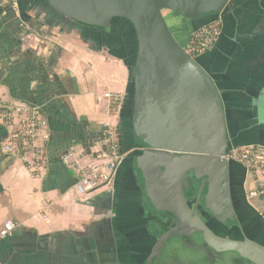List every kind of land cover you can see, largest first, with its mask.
Masks as SVG:
<instances>
[{
	"label": "crops",
	"instance_id": "0c3cea01",
	"mask_svg": "<svg viewBox=\"0 0 264 264\" xmlns=\"http://www.w3.org/2000/svg\"><path fill=\"white\" fill-rule=\"evenodd\" d=\"M45 10L40 0H0V98L40 107L49 135L39 163L27 164L2 152L9 128L0 122V228L15 224L0 241V264H143V205L126 179L118 175L82 196L62 162L73 154L81 164L105 163L102 124L117 122L130 70L61 31ZM163 15L185 45L189 35L179 33L178 19ZM223 21L218 42L195 60L213 73L233 134L250 118H264V0H234ZM105 94L117 99L108 115Z\"/></svg>",
	"mask_w": 264,
	"mask_h": 264
},
{
	"label": "water",
	"instance_id": "95a60500",
	"mask_svg": "<svg viewBox=\"0 0 264 264\" xmlns=\"http://www.w3.org/2000/svg\"><path fill=\"white\" fill-rule=\"evenodd\" d=\"M40 1L60 20L83 26L114 48L118 21L133 28L136 49L130 64V99L122 102L118 129L131 118V144L140 151L126 159L130 182L138 181L143 190L138 196L142 209L148 214L167 213L175 225L157 238L146 264H152L172 238L196 233L217 254L233 252L245 261L264 264V247L247 238L239 241L215 235L200 220L196 208L188 207L183 189L184 181L189 180V186L199 188L197 198L204 190L203 207L215 221H234L230 164L220 157L237 144L264 145V121L235 125L238 131L247 128L242 136L248 140L237 142L229 130L222 91L213 82V73L185 54L163 15L169 12L188 22L220 19L223 23L234 0ZM116 58L126 63L122 56Z\"/></svg>",
	"mask_w": 264,
	"mask_h": 264
},
{
	"label": "built area",
	"instance_id": "2783aa9c",
	"mask_svg": "<svg viewBox=\"0 0 264 264\" xmlns=\"http://www.w3.org/2000/svg\"><path fill=\"white\" fill-rule=\"evenodd\" d=\"M15 4L17 0H7ZM222 31L220 19L203 24L189 34L183 48L185 54L192 59L210 51L218 41ZM105 113L113 112L117 101L110 94H105ZM119 113L115 112V119ZM0 122L9 131L6 134L1 150L5 154L16 156L20 161L36 165L41 160L43 143L48 141L46 133L47 122L40 107L24 106L19 103L5 101L0 98ZM101 146L105 156L102 165L81 164L72 160L73 154H67L62 162L76 177L75 191L79 195H90L110 185L122 164L126 153L121 152L117 141L116 123H104L101 130ZM222 161L233 163L244 169L248 177L246 198L264 220V145L241 144L231 146L227 153L220 157ZM15 224L6 221L0 228V241L5 239L13 230Z\"/></svg>",
	"mask_w": 264,
	"mask_h": 264
},
{
	"label": "flooded vegetation",
	"instance_id": "af4514ba",
	"mask_svg": "<svg viewBox=\"0 0 264 264\" xmlns=\"http://www.w3.org/2000/svg\"><path fill=\"white\" fill-rule=\"evenodd\" d=\"M45 15V14H44ZM49 20V17L46 18ZM59 24H61L60 30L64 33H70L74 35L76 38L80 39L85 44H88L89 46L95 48L96 50L104 51L106 53H116L120 56H122L126 61H129L133 55L132 52L136 49V39L134 35L133 28L130 24H128L125 21H120L115 26V41L117 42V46L115 47L111 45L108 40L102 39L100 37H97L95 34H93L90 30H85L83 26L80 25H74L71 24L65 20H60ZM181 22H185V20L181 19ZM187 22V25L194 30L200 25L207 24L208 22ZM169 25V24H168ZM169 29L172 30L173 35L176 38L175 31L173 28L168 26ZM191 30V31H192ZM190 31V33H191ZM189 33V34H190ZM119 36V37H118ZM120 40H124V45L120 43ZM177 40V38H176ZM178 41V40H177ZM179 43V41H178ZM180 44V43H179ZM182 48H184V44L181 45ZM128 85L126 88L125 96L123 98V102L126 100L129 101V91L128 93ZM122 106V105H121ZM232 119V118H227ZM226 119V120H227ZM236 120V118H233ZM251 119H263L264 118H250ZM125 123L122 125V128L118 129L119 122L117 120L116 122V135L120 138L124 139V142L131 144V128H132V121L131 118H128V121L126 119L124 120ZM251 123V121H250ZM130 129V130H128ZM247 131L246 127H243L242 130H233V135L236 137L235 139L237 142H243L247 141L248 139H245L244 136H242ZM140 150L137 147H132L128 151H126V156L130 154V156H133L135 152H139ZM121 175L126 179L127 186H128V193L133 196L134 198H139V191H143L140 183L137 181L136 184L130 182L132 175L129 174V163L128 159L126 157L124 158L122 164L118 168L116 176ZM190 176V175H189ZM248 177H246L244 169L237 165L233 164L230 165L229 168V195H230V201L232 205V209L234 212V221H227L224 224H219L217 221L214 220V218L205 210L203 207V199H204V190L202 191L199 198H197L198 195V189L196 186H189V180H185L183 184L184 189V195L186 199V203L190 209L196 208V214L200 218V220L217 236L233 239V240H243L245 238L252 240L253 242L261 245L264 247V220L258 215L257 211L252 207L250 202L246 198V190H247V183ZM140 192V194H141ZM143 204V203H142ZM138 212L144 216H142V219L138 222L139 226L141 225L140 231L138 233V242L139 246H144L145 250H147V253L143 256V264H146L147 257L150 255L151 250L153 246L156 243V240L159 236L163 235L169 228H173L175 225L171 224V216L167 213H150L145 214L146 210L138 208ZM175 240L179 241L182 247L187 248L193 247L197 249H203L201 247H204V249H207V252H209L208 258L206 259L207 264H217V258H214L216 255L221 256L225 253H233V252H225L221 254L215 253L213 250L209 249L203 242L202 237L200 234H192L188 237H178V238H172L168 242H166L159 250L158 254L153 258L152 264H169V258L172 256V254L169 253V251L166 252L167 257L165 259L163 258L165 255H163V250L166 245L175 243ZM175 250L176 248L173 247ZM184 248V249H185ZM203 249V250H204ZM235 254V257H230L232 263L231 264H253L249 261H245L241 259L238 254ZM215 255V256H214ZM214 256V257H212Z\"/></svg>",
	"mask_w": 264,
	"mask_h": 264
},
{
	"label": "rangeland",
	"instance_id": "374dc122",
	"mask_svg": "<svg viewBox=\"0 0 264 264\" xmlns=\"http://www.w3.org/2000/svg\"><path fill=\"white\" fill-rule=\"evenodd\" d=\"M179 22H180V20H179ZM170 31L173 35V32L171 29H170ZM180 45H181V43H180ZM175 243H178V244H174V243L168 244L165 246V248L163 250V255H165L163 257L164 259H165V257H167V254H166L167 251H169V253L172 254V256H170V258L168 259L169 264H207L206 259L208 258L209 252H207V249L205 250L204 247H201L204 250L193 248V247H188V246H187V248H185V247L181 246L179 241L175 240ZM173 247H175L176 250ZM214 256H212V257H214ZM233 256L235 257V254L225 253L221 256L216 255L214 258L218 259L217 264H231L232 261H231L230 257H233Z\"/></svg>",
	"mask_w": 264,
	"mask_h": 264
},
{
	"label": "trees",
	"instance_id": "16d2710c",
	"mask_svg": "<svg viewBox=\"0 0 264 264\" xmlns=\"http://www.w3.org/2000/svg\"><path fill=\"white\" fill-rule=\"evenodd\" d=\"M45 9L47 10H45L48 14H45V16H46V18H48L49 17V20H47V21H50V22H52V21H55V19H57L58 17L54 14V13H52L50 10L48 11V9L45 7ZM175 15V14H174ZM176 16V18L177 19H179L180 20V22H179V20H178V30H179V33H181L183 36H187V35H189V33H190V31L193 29H191L188 25H187V22L185 21V22H181V19L182 18H180L178 15H175ZM55 18V19H54ZM183 20V19H182ZM120 21H122V20H119L118 22H120ZM124 21V20H123ZM126 22V21H125ZM205 23V22H204ZM118 24V23H117ZM116 24V25H117ZM119 37V36H118ZM175 37V36H174ZM133 54H135V51H133L132 52V55ZM113 55L114 56H116V57H118L119 55L118 54H116V53H113ZM134 56V55H133ZM123 58V57H122ZM124 59V58H123ZM132 59H133V57L129 60V61H126L125 59V61H126V63H125V65L129 68V70H130V72H131V69H130V64H131V62H132ZM130 84H131V82H129V84H128V90H130ZM117 141H118V144L120 145V150H121V152H123V153H126V151H128L130 148H132V147H134V145H132V144H128V143H126V141L124 142V139H122V138H120L119 136H117ZM237 145H239V144H237ZM241 145V144H240ZM230 165H233V163H230Z\"/></svg>",
	"mask_w": 264,
	"mask_h": 264
}]
</instances>
